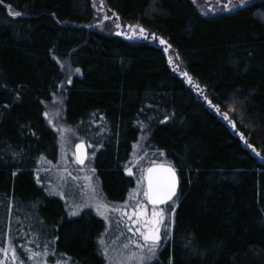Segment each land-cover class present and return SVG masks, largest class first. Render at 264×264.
I'll return each mask as SVG.
<instances>
[{"label": "trees", "instance_id": "16d2710c", "mask_svg": "<svg viewBox=\"0 0 264 264\" xmlns=\"http://www.w3.org/2000/svg\"><path fill=\"white\" fill-rule=\"evenodd\" d=\"M102 8L145 32H103ZM53 105L69 124L108 126L94 168L109 200L133 186L139 141L176 170L173 232L152 264H264V0L215 16L193 0L0 3V215L35 212L58 252L107 264L104 222L70 217L36 179L59 151Z\"/></svg>", "mask_w": 264, "mask_h": 264}, {"label": "rangeland", "instance_id": "374dc122", "mask_svg": "<svg viewBox=\"0 0 264 264\" xmlns=\"http://www.w3.org/2000/svg\"><path fill=\"white\" fill-rule=\"evenodd\" d=\"M102 2L103 0H98ZM254 0H234L232 2H222L217 4L214 0H195V4L200 12L204 15L215 16L222 13L235 12L245 6L251 4ZM225 5H229L225 8ZM107 16L108 19H104ZM111 19H113L111 21ZM116 19L107 10L102 8V12H99L97 16L96 25L100 27L103 32H110L116 34L120 29L116 27ZM54 107V109H53ZM52 111H50L51 116L50 122L55 127L57 137V142L59 145L58 154L53 161H47L46 165H40L36 179L39 177V185L46 193L50 196L56 197L63 204L65 210L70 217L79 216L84 211H90L98 218L104 222V229L101 233L99 240L104 239L109 246V255L115 256L117 250L120 248L122 243L126 242L129 238L132 240L138 239L137 235H133V232L127 230L128 223L120 222L117 224V220H122L126 217H121L119 211H112V209L120 210L124 209L131 213L138 201L143 202L147 205V211L150 213L152 207H150L143 196L144 180L141 181V175L145 173L146 169L155 164L165 162V159L160 152L149 150L143 142L139 141L138 144L134 145V148L128 158L124 163L128 170L131 169L134 178V184L127 192L125 198L121 201L109 200L102 188L100 179L94 168V160L96 158L97 152L100 149V141L108 134V126H99L96 131L92 132V127H88L87 124H69L65 120L60 119L61 116H57L55 111L58 112V107L56 105L52 106ZM98 127V126H97ZM84 143L89 149L87 152V159H85L84 165H79L75 162L74 148L77 144ZM92 169H95L93 172ZM72 176L78 177L76 180H72L68 173ZM86 177H91L90 183L96 188L98 193V199L109 206L108 209L101 208L98 213L95 208L93 201L88 200L85 195L87 192V185L89 180ZM63 178V179H62ZM138 181H140L141 186L138 189ZM81 186H85L82 190ZM139 191V195L136 196L135 193ZM57 193H60L59 195ZM175 200V212L178 205L177 196L173 199ZM89 203V207H83L85 202ZM76 205H80L79 214L76 216L70 215L72 211H77ZM172 205V201L159 208L164 209L166 219L165 225H168L171 220V227L168 229V234L165 236V232L162 233V246L158 252V259L161 252L166 248L168 241L171 239V235L175 223V214L169 220V207ZM9 206V203H8ZM127 206V207H125ZM1 213V212H0ZM103 217H107L104 219ZM0 245H3L7 240H11L13 245L16 246L17 254L24 257L23 250L19 245H25L26 247L32 248L36 251L43 252L45 248L48 250L46 256L47 264H56L60 261L61 264H77L67 255L58 252L55 247L54 238L46 236L41 230V220L35 212L29 214H23L21 216L12 214L10 208L7 207L6 214L0 215ZM135 219V218H134ZM127 225V226H125ZM133 228L140 227L139 225L130 224ZM98 240V246L100 250ZM29 241H34V243H29ZM39 245V247H37ZM54 253V254H53ZM103 257V256H102ZM104 258V257H103ZM108 264V260L104 258ZM156 260H153L154 262ZM26 264H32L30 260H26Z\"/></svg>", "mask_w": 264, "mask_h": 264}, {"label": "snow or ice", "instance_id": "6c2138e0", "mask_svg": "<svg viewBox=\"0 0 264 264\" xmlns=\"http://www.w3.org/2000/svg\"><path fill=\"white\" fill-rule=\"evenodd\" d=\"M193 2H195V0H193ZM0 3H2V0H0ZM228 7L229 5H225V8ZM14 15L19 17L21 16V12L17 11L14 13ZM104 19L106 20L108 17L105 16ZM116 27L120 28L121 25L117 24ZM128 27L133 33L139 31V33L143 34L145 32V29L140 25H136L135 27L129 25ZM117 34L119 35L120 33ZM144 38L147 39V37ZM160 43L164 44L165 41L161 39ZM169 63H172L171 59L169 60ZM77 71H79V69H77ZM184 75L185 77H188L187 73H184ZM188 82L189 84L192 83L190 77H188ZM69 83H71L70 80ZM197 87L199 86L197 85ZM234 110L235 109H233V111ZM216 111L219 112V109L217 108ZM224 119L228 120L232 128L235 129V123L229 119L227 114L224 115ZM241 139L244 140V143L248 148H251L257 156H260V153L257 152L255 148H253L247 139H245L243 136H241ZM82 149L83 143L77 146L79 155L74 154L75 162L79 165H84L85 159L88 158ZM261 159H264V156H261ZM92 171L94 172L95 169H92ZM128 175H133L131 169L128 170ZM68 176H70L72 180L78 179V177L72 176L70 172L68 173ZM85 179L89 180V184L86 186L87 192H85V195L88 197V200L94 202L96 211L99 213L101 208L108 209L109 206L102 203L97 198L98 193L96 192V188L90 183L91 177H86ZM144 179L145 177L142 173L140 180L143 181ZM146 179L147 185L143 191V196L147 203L152 205V210L150 213L147 211V205L140 201L136 203L130 214L124 209H112V211H119L120 216L127 217L128 220H133V218H135L134 223L140 227L136 228L135 232H133V235H137L138 239L132 240L129 238L126 242L122 243L115 256L109 255V246L105 240H99L100 254L108 260V264H152L153 260H158V252L162 246L161 231L163 229L165 236H167L168 229L171 227L170 218L175 214V200H173V198L177 196L179 178L177 176L176 170L173 167H150L147 169ZM37 181L39 182V177H37ZM140 186V181H138V189ZM84 187L85 186H81L82 190ZM57 194L59 195L60 193ZM135 195L138 196L139 191H137ZM169 201H172V205H170L168 210V218L170 222L168 225H165V211L164 209L159 208L158 205L168 204ZM89 206L90 205L87 201L83 205V207ZM75 207L77 208V211H72L70 213L72 216L78 215L79 209L81 208L80 205H76ZM103 218L107 219V217ZM116 222L119 224L122 222V220H117ZM127 230L129 232L133 231L131 227H128ZM29 243H34V241H29ZM19 247L23 250L24 257H21L17 254L16 246L13 245L10 239L7 240L3 245H0V264H26V260H30L32 264H47V248H45L43 252H40L26 247L25 245H19ZM37 247H39V245H37ZM56 264H61V262L57 261Z\"/></svg>", "mask_w": 264, "mask_h": 264}, {"label": "flooded vegetation", "instance_id": "af4514ba", "mask_svg": "<svg viewBox=\"0 0 264 264\" xmlns=\"http://www.w3.org/2000/svg\"><path fill=\"white\" fill-rule=\"evenodd\" d=\"M111 15H113L112 13H110ZM113 17H114V15H113ZM121 25V24H120ZM118 29H120L117 33H120L119 35L116 33V35H118V36H122L123 38H125V39H127V40H132L133 38H132V35H133V33L129 30V27L128 26H122L121 25V27L120 28H118ZM83 150V149H82ZM89 150V149H88ZM74 154L75 155H79V152H78V150H77V153L75 152V149H74ZM144 187H145V185H144ZM130 214V213H129ZM125 221H127V223H128V227H131L130 226V224H133V221H134V218H133V220H128L127 219V217L126 218H123V221L122 222H125ZM125 226H127V225H125ZM132 229H133V231H135V229L136 228H133V227H131ZM162 231H164L163 229H162ZM169 231H172V230H169ZM161 237H162V233H161Z\"/></svg>", "mask_w": 264, "mask_h": 264}, {"label": "water", "instance_id": "95a60500", "mask_svg": "<svg viewBox=\"0 0 264 264\" xmlns=\"http://www.w3.org/2000/svg\"><path fill=\"white\" fill-rule=\"evenodd\" d=\"M81 144V143H80ZM80 144H77L76 146H75V152L77 153V146L78 145H80ZM85 154H86V156H87V152H88V148H87V146H86V144H84L83 143V150H82ZM150 167H163V168H168V167H173V166H171V165H169V164H166V163H155V164H153V165H151V166H149L148 168H150ZM147 168V169H148ZM174 168V167H173ZM147 169H146V171H145V173H144V177H145V179H144V182H145V188H146V185H147V179H146V177H147ZM177 176H178V174H177ZM179 178V177H178ZM178 190H179V184H178V189H177V194H178ZM175 198V197H174ZM173 198V199H174ZM171 201H169L168 203H170ZM148 204V203H147ZM150 207H152V205L151 204H148ZM164 205H166V204H164ZM164 205H158V207H161V206H164Z\"/></svg>", "mask_w": 264, "mask_h": 264}]
</instances>
